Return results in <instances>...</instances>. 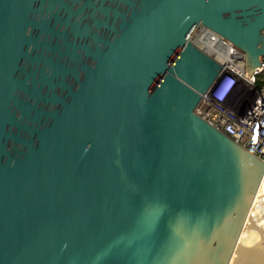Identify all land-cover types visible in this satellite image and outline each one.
Returning a JSON list of instances; mask_svg holds the SVG:
<instances>
[{
  "label": "water",
  "instance_id": "1",
  "mask_svg": "<svg viewBox=\"0 0 264 264\" xmlns=\"http://www.w3.org/2000/svg\"><path fill=\"white\" fill-rule=\"evenodd\" d=\"M264 56V0H0V264H264V162L196 115Z\"/></svg>",
  "mask_w": 264,
  "mask_h": 264
},
{
  "label": "built area",
  "instance_id": "2",
  "mask_svg": "<svg viewBox=\"0 0 264 264\" xmlns=\"http://www.w3.org/2000/svg\"><path fill=\"white\" fill-rule=\"evenodd\" d=\"M191 39L223 67L196 115L264 162V56L249 75L245 52L221 35L199 27Z\"/></svg>",
  "mask_w": 264,
  "mask_h": 264
}]
</instances>
